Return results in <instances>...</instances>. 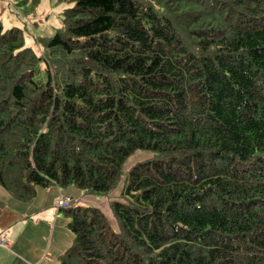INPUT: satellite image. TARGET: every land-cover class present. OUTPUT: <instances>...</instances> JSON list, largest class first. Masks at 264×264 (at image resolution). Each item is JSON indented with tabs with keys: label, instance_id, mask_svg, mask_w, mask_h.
<instances>
[{
	"label": "trees",
	"instance_id": "trees-1",
	"mask_svg": "<svg viewBox=\"0 0 264 264\" xmlns=\"http://www.w3.org/2000/svg\"><path fill=\"white\" fill-rule=\"evenodd\" d=\"M61 1L35 45L0 20V186L124 185L117 229L59 208L58 264H264V0Z\"/></svg>",
	"mask_w": 264,
	"mask_h": 264
},
{
	"label": "crops",
	"instance_id": "crops-1",
	"mask_svg": "<svg viewBox=\"0 0 264 264\" xmlns=\"http://www.w3.org/2000/svg\"><path fill=\"white\" fill-rule=\"evenodd\" d=\"M63 197H78V194L72 186L64 189L54 187L50 191L36 188L35 198L23 203L0 186V239L8 233L7 247L0 246V264H58L57 258L72 244L66 243L63 235L69 232L72 240L74 238L66 229L69 220L60 217L62 214L56 204ZM52 227L58 230V235L51 251L46 252L44 238Z\"/></svg>",
	"mask_w": 264,
	"mask_h": 264
},
{
	"label": "rangeland",
	"instance_id": "rangeland-1",
	"mask_svg": "<svg viewBox=\"0 0 264 264\" xmlns=\"http://www.w3.org/2000/svg\"><path fill=\"white\" fill-rule=\"evenodd\" d=\"M69 3H65L61 0H40V3L36 6L34 11L29 14V16L26 18L25 14L19 11V6L17 5V0H0V20L2 21L4 27L10 28L11 26H18L22 29H26V40L27 43H31L35 45L34 36L39 35V33L43 31H47L48 28H50L49 24L52 22V27H57L61 24L62 21V11L64 8H66ZM46 10H49V12L45 13ZM39 14V16L37 15ZM31 21H35L37 25H33ZM48 24V25H46ZM46 25V26H44ZM39 50L40 48H35ZM153 156V153L147 152V151H137L135 154H133L131 157H129L123 167V176L125 173L137 162L142 161L144 159L151 158ZM124 181L121 180L119 185L114 189L108 196H95V195H87L82 190H79L75 188L77 191L78 197H72L74 202L72 204H80L83 206L88 207H96L101 210V212L107 217V219L111 222V225L117 229V225L115 222V219L113 217V214L110 209V203L112 201H122V198L120 196L121 190L123 188ZM55 186H51L47 189L48 190L53 189ZM73 187V186H72ZM57 204V202H56ZM60 217H64L61 215ZM58 235V230L52 229L50 232L45 236L44 243L47 246L46 252L51 251L52 244L55 239V237ZM26 234L24 233V237ZM63 240L68 243L72 242V235L67 232L65 235H63ZM21 257L23 260L26 259L25 255L21 253Z\"/></svg>",
	"mask_w": 264,
	"mask_h": 264
},
{
	"label": "built area",
	"instance_id": "built-area-1",
	"mask_svg": "<svg viewBox=\"0 0 264 264\" xmlns=\"http://www.w3.org/2000/svg\"><path fill=\"white\" fill-rule=\"evenodd\" d=\"M74 200L72 197H63L57 201L59 208H69L72 206ZM8 233H4V236L0 239V246L7 247Z\"/></svg>",
	"mask_w": 264,
	"mask_h": 264
}]
</instances>
